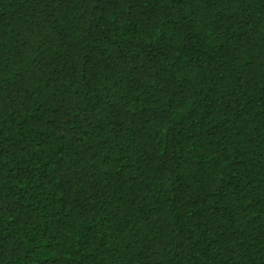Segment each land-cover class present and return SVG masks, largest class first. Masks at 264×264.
Masks as SVG:
<instances>
[{
    "label": "trees",
    "instance_id": "obj_1",
    "mask_svg": "<svg viewBox=\"0 0 264 264\" xmlns=\"http://www.w3.org/2000/svg\"><path fill=\"white\" fill-rule=\"evenodd\" d=\"M0 264H264V0H0Z\"/></svg>",
    "mask_w": 264,
    "mask_h": 264
}]
</instances>
